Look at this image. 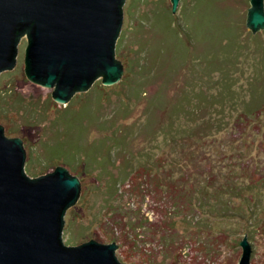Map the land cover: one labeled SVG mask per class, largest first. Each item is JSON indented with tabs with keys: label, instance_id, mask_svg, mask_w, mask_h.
Listing matches in <instances>:
<instances>
[{
	"label": "rangeland",
	"instance_id": "1",
	"mask_svg": "<svg viewBox=\"0 0 264 264\" xmlns=\"http://www.w3.org/2000/svg\"><path fill=\"white\" fill-rule=\"evenodd\" d=\"M197 1L180 0V8L175 13L171 9V14L183 20L182 4L196 11ZM232 6L238 12L234 18L246 25L250 0H235ZM170 8V0H127L124 31H130L118 55L123 67L135 60L131 71L137 69V61L145 58V43L157 37ZM204 13L201 10L200 16ZM244 30L246 34L247 26ZM212 36L192 50L188 65L196 71L165 63L168 83L152 80L145 95L130 99L127 113L118 116L116 124L131 131L125 144L132 166L126 175L123 150L117 148L106 163V138L112 134L102 128L88 129L85 146L79 149L72 146L73 139L58 137L53 143L59 151V147L67 149L66 154L60 151L38 158L35 149L53 132L64 130L63 125L57 128L53 123L80 93L68 103H57L53 88L31 82L24 71L27 37L19 39L18 65L0 73V124L6 123V134L26 137L25 166L32 175L66 167L60 162L74 160L77 154L73 171L82 184L78 201L69 207L66 242L120 239V254H127L132 264H239L240 243L247 237L250 264H264V29L256 39L242 35L234 61L209 74L197 59L202 52L237 42L236 34L228 35L227 41L224 33ZM163 41L170 49L169 40ZM155 67L150 75L159 78ZM118 84L100 97V109L95 105L100 121L122 109L130 89ZM191 90L207 97L208 109L199 107L194 96L190 104L185 102ZM156 96L158 106L152 105ZM77 101L71 107L74 110L79 109ZM178 102L184 111L174 114L171 108ZM204 122L206 126L200 127ZM91 147L98 154L97 161L88 157ZM102 161L107 165L100 173L96 168L103 169Z\"/></svg>",
	"mask_w": 264,
	"mask_h": 264
},
{
	"label": "water",
	"instance_id": "2",
	"mask_svg": "<svg viewBox=\"0 0 264 264\" xmlns=\"http://www.w3.org/2000/svg\"><path fill=\"white\" fill-rule=\"evenodd\" d=\"M172 12L180 0H170ZM127 0H0V73L18 65V41L27 37L24 71L68 103L101 79L118 83L123 60L118 44ZM247 27L264 29V0H250ZM26 137L0 124V264H132L120 239L66 242L69 207L81 180L67 166L32 175L25 166ZM239 264H250L251 245L240 243Z\"/></svg>",
	"mask_w": 264,
	"mask_h": 264
},
{
	"label": "trees",
	"instance_id": "3",
	"mask_svg": "<svg viewBox=\"0 0 264 264\" xmlns=\"http://www.w3.org/2000/svg\"><path fill=\"white\" fill-rule=\"evenodd\" d=\"M234 1L235 0H198L195 7L197 8L196 11H192V9H190V6H187L186 4L184 5L183 3L182 4L183 9H181L182 10L181 15L183 14L184 18L183 20L181 18L180 19L181 21L179 20L178 16H176V14H174L175 17H173L170 11L171 8L168 9L170 15H168V17H166V15L164 16L165 22L160 23L158 27V33H156L157 37L152 41L151 44H148L149 43L148 40V43L147 44L145 43L144 45L143 48L144 57H145L143 59L144 61L143 60L137 61V67H136L137 69L134 72H132L131 70L135 64L134 63L135 60H129V64H126L123 67V76L118 83L129 88L130 92L126 95L127 98H124L125 100L123 99L122 101V105H121L122 109H117V113L114 114L113 117L111 116L105 121H100L98 119L99 115L101 114V112L98 110L100 109L99 99L104 92L106 93V91L109 89L110 86H104L102 85V83L95 82V84L91 86L88 92H85L83 94L80 93L79 96L76 97L73 102L67 104L63 108V110L59 113L53 125L57 128L60 125H63L64 130L62 131L58 129L56 133L53 132L49 140H46L44 141V143L40 144V148L38 151L35 149V153L38 154V158L40 157L50 158L51 156H55L60 151L62 154H66V151H68L67 149L65 150L62 147L60 148L58 146L60 149L59 151L57 149V146H55L56 143H53V141L58 140V137H67V138L69 137L71 140L73 139L72 146H75L76 148L79 149L82 147V144L85 146L84 143L85 135L88 129L96 130L97 128H102L103 131L107 132V134L109 133L112 134L110 138L108 139L106 138V142H107L106 149H108V154H107L108 157L106 159V163H108V161L112 159L111 157L112 152H116L117 148L120 149L118 152H121L123 150L122 151L123 155H121V160L122 163H124V165L126 166L125 169L124 165L122 164L123 165L122 167L124 168L123 175H126L128 169H130V167L132 166V165L130 166V164L132 163L129 162V158L127 159L126 156L127 144H125L130 136L131 131L124 124L121 123L116 124L117 123L116 121L117 118H119L118 117L119 115L122 114L124 116L127 113L126 111H128L129 109V100L132 98L139 99L142 97V95H145L144 89L145 87L148 86L149 83L152 82V80L156 81L160 79L161 81L160 80L159 81L161 82V84L164 81L165 85L166 83H168L166 78L169 75L168 72L165 71L163 68V66L167 65L165 63H168L169 67L170 65L172 67L181 65V66H187L189 70L192 69L193 71H196L195 67H192V65H188V62H190L193 57L192 50L198 42H201V44H206L209 41H211L214 37L212 36L214 32L224 33V36L226 37V41L228 40V35L236 34L237 42H234L231 45L230 44L222 45L223 47H221L220 49L217 48L218 51H214L213 48H208L206 51L202 52L200 57L197 59L199 60V62L201 61L203 62V63L201 62L202 66H204L203 72L209 74L217 71L221 65L224 66L225 62L230 63V61L232 62L234 61V58H236L242 46L240 41L242 35L243 36L245 35L248 38L254 37L255 39L259 37L262 30L253 33L247 27L246 34L244 33L245 31L244 29L247 25H245L243 19L234 18V16L238 15V12L234 9V6H232ZM201 10L204 11L205 13L200 16ZM175 21L178 22L176 23ZM139 27L142 28L140 30L142 31L144 28L143 23L142 24L140 23ZM129 31L130 30L126 29L121 34L120 39L118 41L119 45L123 44L122 40H124L126 34H128ZM163 35L165 37L161 39ZM166 39L169 40L167 42H169V44L171 45L170 49H168V47L166 46L167 44L163 41ZM222 40L224 41V39ZM220 53H222L225 57L217 55ZM225 65L228 64L226 63ZM154 66H156L155 67L157 71L156 74L160 72L159 78L157 77V75H155L154 77L150 75L151 70L154 69ZM136 77H139L140 79H137ZM175 80L177 81L176 77ZM176 81L174 82L176 83ZM118 83L114 85H117ZM229 86L230 84L229 82H227L226 88L228 89ZM191 96L198 98L199 107L202 106L201 107L202 109H208L209 101L202 92H199L198 94H194L192 90L188 91L187 95L184 98L186 99L185 102H187L188 104H190L189 102ZM76 101L81 103L79 105V109L74 110L71 107ZM159 103H160V98L158 97L157 99L154 98L152 101V105L155 106H158ZM95 105L98 107V109L95 108ZM172 106L173 109L171 108V110H173L174 114L179 113L178 111L182 109L184 111L183 106H181V102H178ZM194 110L195 109H192V111ZM202 126L204 127L206 126L205 122L200 124V127ZM119 137L120 139H118ZM91 148L93 149L91 153L92 155H89L88 157L89 158L91 157L90 158L91 160L97 161L98 154L95 153L94 147ZM76 158H77V154L74 155V160H69L67 162L66 161L65 162L57 161V162L58 163L60 162L61 164L67 166L70 170H75L74 166L76 165L75 164ZM52 163L54 162L52 161L49 162L48 164H52ZM101 163L102 164L100 165L101 167H103V169H99L95 167L100 171V173L104 171L105 169L104 166L107 165L106 163L104 164L103 161ZM123 177L125 178V176ZM114 178H116V176H114Z\"/></svg>",
	"mask_w": 264,
	"mask_h": 264
}]
</instances>
